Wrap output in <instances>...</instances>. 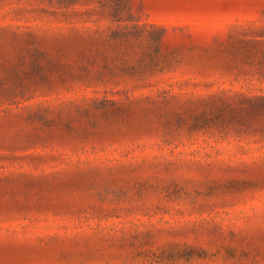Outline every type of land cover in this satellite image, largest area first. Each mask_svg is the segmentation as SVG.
<instances>
[{
  "label": "rangeland",
  "instance_id": "374dc122",
  "mask_svg": "<svg viewBox=\"0 0 264 264\" xmlns=\"http://www.w3.org/2000/svg\"><path fill=\"white\" fill-rule=\"evenodd\" d=\"M0 264H264V0H0Z\"/></svg>",
  "mask_w": 264,
  "mask_h": 264
}]
</instances>
